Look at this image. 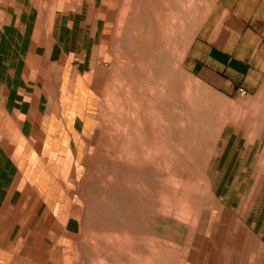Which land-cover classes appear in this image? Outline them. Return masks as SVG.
I'll return each instance as SVG.
<instances>
[{"label": "rangeland", "instance_id": "rangeland-1", "mask_svg": "<svg viewBox=\"0 0 264 264\" xmlns=\"http://www.w3.org/2000/svg\"><path fill=\"white\" fill-rule=\"evenodd\" d=\"M26 1L0 0V57ZM36 1L38 29L75 14L92 32L72 53L101 45L67 164L69 236L42 246L39 227L31 263L264 264V79L228 96L186 57L217 0Z\"/></svg>", "mask_w": 264, "mask_h": 264}, {"label": "crops", "instance_id": "crops-1", "mask_svg": "<svg viewBox=\"0 0 264 264\" xmlns=\"http://www.w3.org/2000/svg\"><path fill=\"white\" fill-rule=\"evenodd\" d=\"M26 2L31 8L18 17L17 42L4 43L8 52L0 57V264H36L39 227L42 246L49 234L69 236L75 210L67 164L84 139L88 79L100 62L95 37L94 46L76 52L92 33L76 26L79 16H65L58 32L48 24L42 31L37 1ZM186 57L193 72L226 95L255 92L264 79V0H217ZM252 258L261 264V254Z\"/></svg>", "mask_w": 264, "mask_h": 264}, {"label": "built area", "instance_id": "built-area-1", "mask_svg": "<svg viewBox=\"0 0 264 264\" xmlns=\"http://www.w3.org/2000/svg\"><path fill=\"white\" fill-rule=\"evenodd\" d=\"M239 93L241 95H245L247 92H246V90L244 88H239Z\"/></svg>", "mask_w": 264, "mask_h": 264}]
</instances>
